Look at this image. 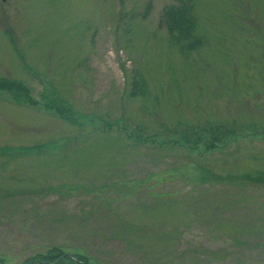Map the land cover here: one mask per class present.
I'll use <instances>...</instances> for the list:
<instances>
[{
	"label": "rangeland",
	"instance_id": "rangeland-1",
	"mask_svg": "<svg viewBox=\"0 0 264 264\" xmlns=\"http://www.w3.org/2000/svg\"><path fill=\"white\" fill-rule=\"evenodd\" d=\"M3 81V264H264V0H0Z\"/></svg>",
	"mask_w": 264,
	"mask_h": 264
},
{
	"label": "trees",
	"instance_id": "trees-1",
	"mask_svg": "<svg viewBox=\"0 0 264 264\" xmlns=\"http://www.w3.org/2000/svg\"><path fill=\"white\" fill-rule=\"evenodd\" d=\"M0 87H4V89H8L12 91L14 97H18V99H22L23 101L28 99L29 93H27L25 85L22 86L20 83L16 82H8L3 81L0 83ZM59 107V106H58ZM59 112V109H56ZM63 116H67L66 113H62ZM254 179L260 180L264 182V172L253 176ZM252 178V179H253ZM73 255L68 254L66 252H62L59 249L55 248L52 251H48V253H44L43 255H36L32 258L25 260V264H89V262L82 256L75 257L79 260L74 259ZM0 264H3L2 260H0Z\"/></svg>",
	"mask_w": 264,
	"mask_h": 264
}]
</instances>
